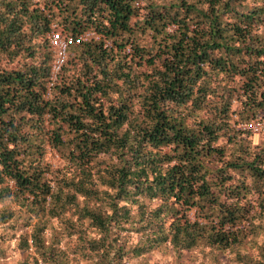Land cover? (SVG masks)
I'll use <instances>...</instances> for the list:
<instances>
[{
  "label": "trees",
  "instance_id": "1",
  "mask_svg": "<svg viewBox=\"0 0 264 264\" xmlns=\"http://www.w3.org/2000/svg\"><path fill=\"white\" fill-rule=\"evenodd\" d=\"M54 221L96 264H264V0H0V243L69 264Z\"/></svg>",
  "mask_w": 264,
  "mask_h": 264
},
{
  "label": "rangeland",
  "instance_id": "2",
  "mask_svg": "<svg viewBox=\"0 0 264 264\" xmlns=\"http://www.w3.org/2000/svg\"><path fill=\"white\" fill-rule=\"evenodd\" d=\"M47 162L52 171L63 178L71 177L69 169L66 168L58 153L54 150H46ZM68 221L75 224V215L70 209L65 213ZM58 236L61 235L59 250L68 258L69 264H96L91 259L80 257L78 255V244L76 235H68L62 232L59 224L54 221ZM136 241V236L129 240ZM33 255L32 248L19 250L15 247L14 240L0 243V264H18L19 261L30 258ZM41 264V263H39ZM137 264H239L235 262L233 254L230 252H220L208 247H198L190 251H183L179 256L174 255L168 244L158 245L145 253L137 260Z\"/></svg>",
  "mask_w": 264,
  "mask_h": 264
},
{
  "label": "built area",
  "instance_id": "3",
  "mask_svg": "<svg viewBox=\"0 0 264 264\" xmlns=\"http://www.w3.org/2000/svg\"><path fill=\"white\" fill-rule=\"evenodd\" d=\"M86 36H92L93 33H86ZM48 44L50 46L52 52V60L50 67V81L47 86H51V82L55 79V76L58 74L61 65L64 62L65 53H66V45L69 41L68 38H64L60 35L58 30L51 31L48 35Z\"/></svg>",
  "mask_w": 264,
  "mask_h": 264
}]
</instances>
